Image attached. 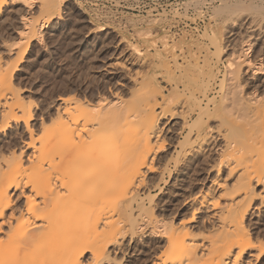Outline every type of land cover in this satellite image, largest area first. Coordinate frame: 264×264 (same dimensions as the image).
<instances>
[{
    "label": "bare ground",
    "instance_id": "obj_1",
    "mask_svg": "<svg viewBox=\"0 0 264 264\" xmlns=\"http://www.w3.org/2000/svg\"><path fill=\"white\" fill-rule=\"evenodd\" d=\"M4 1L0 0V9ZM13 1L22 2L30 7L33 4V0ZM39 2V8L48 15V19L51 16H61L60 8L65 0ZM261 17L260 19H263ZM23 20L25 26L20 34L36 35L32 30L36 19L26 16ZM256 20L251 19L250 23L259 19ZM259 21L258 25H262L263 21L260 23ZM252 24L250 30L247 29L251 32L249 36L247 35L249 39L236 44L233 42L231 52L225 55L227 70L220 79L221 89L218 87L215 90H222L220 96L217 92L212 95L207 88H204L205 91L201 96L203 98L196 101L194 104L196 106L191 110V113L194 112L193 115L189 113V116L185 115L183 106L187 100L185 103H183L185 99L176 100L182 96L177 89H174L175 94H171L174 95L172 98L170 95H165L166 92L160 87L152 88L154 86L151 87L147 83L150 78L143 77L142 84L146 83L151 88L148 87L149 89L146 90V87L145 93L141 92L142 95L139 92L142 87H138L140 94L137 90H132L138 96L135 97L133 93V99L129 102L127 99L125 101L122 100L124 98L117 99V97L107 102H105L107 99L100 102L101 99H98L99 103L93 102L89 111L90 107H85L87 104L84 105V102L79 100L71 102L70 97H65L66 99L63 98L61 101L68 103H64L63 108L60 105L62 108L60 110H64L61 112L59 107L55 114L58 119L53 116L57 119L56 122L54 118L53 120L50 118L54 123L49 119L46 124V120L41 119L39 124H36L32 123L35 113L33 114L29 101L27 103L18 91L16 92L15 89L12 91V87L9 86L11 95H7L8 98L3 97L6 100L4 111L0 113L1 117L9 119L7 124L10 121L17 123L16 125L21 127L19 130L27 134L29 139L22 143L17 155L12 153L6 156L3 155L5 152L0 153V264H136L137 259L146 254L143 248L136 249L138 243H143L146 237L159 238V241L158 246L151 250L153 257L150 261L144 259L145 262L147 261L145 263L141 260L145 264H193L203 257L204 262L201 261V264H238V260L248 252L250 258L257 259L262 255L264 240L260 241L258 236L259 242L254 241L257 235L251 233L245 221L247 213L251 210L249 208L252 201L257 195L261 199L259 204L264 206V156H262L264 87L261 89L260 83L259 86L255 84L252 91L245 87L250 85L251 80L264 75V63H262L264 59L256 63L254 61L257 58L252 60L248 55L253 49H251L254 40L252 38L255 37L254 35H259L258 39L264 38V29L259 28L260 25ZM235 32L237 31L231 33ZM219 36H216L215 40L210 39L214 41L215 51L220 57L226 47L222 45V34ZM227 45L232 43L227 42ZM157 53L159 61H162L161 52L157 50ZM261 53L264 52L261 50ZM2 62L0 59V63ZM2 65L0 64V67ZM211 66L209 64V75L213 73ZM244 70L250 75L247 78L250 82L246 83L244 77L242 79L240 71ZM7 77L6 73L0 72V83L11 85V80L10 78L7 80ZM206 79L205 85L208 86L211 84L210 78ZM172 80L176 83L184 82L183 78L175 77ZM192 95L194 96V93ZM63 114H69L74 125L69 121L67 124L66 119L64 124H60L62 121L60 117L62 118ZM240 118L246 123H238ZM257 120H259V126L257 124L256 127L258 132L254 133L257 131L253 129ZM252 122L254 123L251 124ZM48 123H52L53 126ZM66 124L69 126H64ZM249 124L254 126L251 127L253 130ZM47 125L52 129L48 128L50 130L45 132ZM37 129L40 130V137L35 136ZM173 131L185 136L184 140L191 141V145L184 149L185 154L188 153L190 156L192 154L194 156L195 150L197 153H202L199 155H205L207 151L218 154L221 150L224 151L223 149L232 148L233 145L234 150L228 151L234 153L229 152L227 154H230L229 158L227 156L226 159L223 152L224 158L217 157L211 165L216 173L214 171L215 175L211 177V174H208L212 168L208 170L207 176L204 177L208 179L210 185L205 184L207 189L205 188L199 196L193 193L187 194V191L180 196L176 193L173 202L170 200L169 204L161 200L162 185H159V191L153 193V188L157 185L154 184L156 176L150 175V172L158 170L155 163L163 160L159 157V152L166 145L165 137ZM24 160L29 162L27 163L30 164V168H27L28 165ZM111 160L114 165L117 163L113 169L110 166ZM179 161L178 159L175 162L178 172L172 180L174 185L177 183L182 188V176L186 171L180 167L182 164L180 165ZM224 167L230 171L229 175L235 173L231 185H226L227 182L220 179ZM164 169L161 170L162 173ZM56 171L58 176L54 178ZM148 176L154 178L152 187L147 183L148 178H151ZM191 185H187L189 189H192ZM258 186L260 189H257ZM217 187L223 188V194L219 192L217 196L213 194V197L211 195L208 199L210 192L214 193ZM217 197L227 200L223 207L213 212L216 215L213 219L212 214L204 212V203L208 202L217 208L219 205ZM181 202H185V206L191 208L190 216L186 214L187 217H184L186 219L182 217L180 219L182 213L178 207ZM209 228H212L210 233L212 235L207 238V244L196 239L199 230ZM195 230H198L197 235ZM203 235L205 237V233Z\"/></svg>",
    "mask_w": 264,
    "mask_h": 264
},
{
    "label": "rangeland",
    "instance_id": "obj_2",
    "mask_svg": "<svg viewBox=\"0 0 264 264\" xmlns=\"http://www.w3.org/2000/svg\"><path fill=\"white\" fill-rule=\"evenodd\" d=\"M39 1L41 0H33V4L30 7L26 6L22 2L19 3L13 0H5L2 3L0 9V56H3L2 58L0 57L1 62L3 61V65L2 63H0L2 65L0 67V72L6 73V76H8L7 80L8 78H10L11 80V85H9L8 83H0V113L2 114L1 111H4L3 108L5 107V98H8L9 96L7 95H11L10 91H13L15 89L16 92L18 91L20 93L23 99L25 98L24 100L26 102L29 101L30 105L32 106L31 108L33 110V114L35 113L32 119V123L36 124H39L41 119H45L46 124L51 119L53 120L54 117L58 119L57 115H55L57 112L56 109H58L60 105L62 107L68 103H65V101L62 102L63 98L65 100L67 97H70L71 102L72 100H79L81 102H84V105L87 104L85 107H90L88 108L89 110L92 109L93 102L97 104L105 99H107L105 100V102H107L112 101L114 100L113 98L117 97V99H127L129 102V100L133 99V93L135 97L138 96H136L135 92H133L135 90H137L138 92V87H142L140 88L141 90L139 89V92L141 93L142 91H144V89H146V87V90H148L152 87V85L154 86L152 88L160 87L166 92L165 95L170 96H172V93L175 94L176 90L174 89H177L178 92L182 93V96H179L178 98H176V100L183 101L185 99L183 103H185L187 100L186 104H184L183 106V108H186V110L184 108V111H186L185 115H188V113L189 115H193L194 112L191 113V110L192 108H194V106H196L194 105L196 104V101L201 100V98H203L201 96H203L202 92L205 91L204 88H207L210 93H212V95H215V93L217 92L218 96H220L219 93H221L222 91L220 90L221 85H219V83L221 82L220 79L224 77V74L227 70V61L225 60V55H228L231 52V47L234 45L233 42H235L236 44L244 40L246 41L247 39H249L247 35L249 36L251 34V32L249 31L250 24L253 23L252 25L259 26L260 24L258 25L257 23L259 20L264 22V0H222L219 4L215 5L212 11L210 21L199 32H194L190 29L187 30L186 27H183L181 24L183 23L182 19L175 20L174 17L166 15L155 16L152 14H128L123 24H118L115 22L112 23L109 22V19L107 20L106 18H102L97 14H91V0H65V2L62 3V6L60 8L62 17L51 16L50 19H48V15H45L39 8ZM178 1L182 2L183 6H185L189 3L190 0ZM237 14L239 16L241 14L242 15L239 17ZM26 16L31 17L33 20L36 19L34 21V27L32 29L36 34L34 36H32L31 34V36H28V33V35H24L23 33V35L25 36L24 37L22 34H20L22 33L21 30L25 26L23 24L25 23L23 19ZM183 17H186V20L188 19L190 21H193V18H188V16ZM260 17L263 19H260ZM251 19L259 20H256L257 22L252 21V23H250ZM240 22H242L244 25H241ZM244 22H248L250 24L248 25V23ZM263 22H261L262 25ZM234 23H239L240 25H233ZM262 25H260L259 28L261 27V29H264V26ZM185 26L189 25L185 24ZM234 30L237 32L232 34L231 32H234ZM221 34V39L223 42L222 45L224 44L223 46H225L226 48L220 54L219 57L215 51V43L212 40H215L216 36L220 37L219 35ZM230 34H232L233 36H230ZM206 35L209 37H207ZM254 36L255 37H253L252 39L257 41L255 42L254 40H252L253 46L251 47V49H255V52H253L252 49L251 51L253 53L250 51V54L248 55H250V58L252 57V60H255V58H257L254 62L260 63L264 59V53H261V50L262 52H264V38L259 37L258 39L257 37L259 35ZM21 38L23 39L21 40ZM210 38H212V40ZM230 39H232V41ZM212 42L214 44H211ZM227 42L229 44L232 43V45H227ZM157 50H159L161 52V55L163 56L162 61H159ZM6 51L9 52L7 53ZM256 52L258 54L257 56ZM260 54H262L263 56ZM143 59L146 60V62ZM208 63L210 64V66L212 65L211 67L213 70V73L210 75L208 73ZM262 63H264V61ZM241 69L243 70V67ZM242 72H244L245 74H242ZM240 73L242 75V79L244 77V79L247 80V78H249L250 76L245 72V70L240 71ZM259 76L260 77H258V79L251 80L249 86H245L246 88L248 87L247 89L249 91H252V89L255 88V84H258L259 86V83L261 89H263L262 87H264V75ZM143 77L150 78V81L147 83L148 85L150 84L151 87H149L146 83L142 84L141 79ZM173 77L183 78L184 82H173ZM208 77L210 78L211 84L207 86L205 85V80H207L206 78ZM245 82H250V79ZM9 86H11L13 89L11 88L10 90ZM208 87H210L211 90ZM218 87L220 89L215 91ZM139 92L138 94H140ZM193 93L194 96L192 95ZM4 96L5 98H3ZM173 97L174 95L172 96V98ZM98 99L101 100H99L98 102ZM59 102L62 103L60 104ZM179 105L180 104H178V106ZM61 107L59 108V110L63 108ZM181 107H179V109ZM63 110L60 111L62 112ZM157 112L158 111H156V113ZM1 114L0 126L2 125L3 127H0V153L3 154L5 152L3 155L6 156H10L12 155V153H15V155H17L19 154L20 149L23 145L22 143H24L25 140H28L29 136L23 133L22 130H19L21 129V127L17 126V123L14 124L13 121H10L7 124L9 119L7 117H1ZM63 115L62 118L59 116L62 120L60 124H64L67 121V124L70 123L71 125H74L72 123V117H70L69 114ZM57 119H55V122ZM64 119H66L65 122ZM52 120L50 122L54 123ZM243 120L240 118L238 123H244L245 121ZM257 121H254L256 125L254 122L251 123H254L255 127L253 125L250 126L251 124H249V127H254L253 129L255 130L256 127L259 126V120ZM52 123L50 124L52 125ZM67 124L64 126H69ZM49 125H47L45 132H48L50 130H48V128H51L53 126L50 125V127ZM37 130L35 136L40 137V130ZM257 132L258 130L254 133ZM168 134V136L165 137L166 145H164L165 147L163 148V150L159 152V157L163 159V164L161 165L162 162L158 163V161L157 163H155L157 166L156 169L160 171L154 170V172H150V175L152 174L153 176H156L155 179L153 178L155 180L154 184L156 183L158 185L157 186L155 184L156 186L155 188H153V193H156L157 190L159 191V185H162L163 188L160 194L161 200L163 201V203L165 201V203L170 204L171 202H173V198L174 195L176 196V193L179 194V196L181 194L184 195L187 192V194L193 193V195L195 194L199 196L201 192H204L205 188L207 189V187H205V184L210 185L208 179H205L208 170L210 168L213 169L209 170L208 175L211 174V177L214 176L216 173V170H214L211 165L214 164L217 157H225L226 159V157L228 156L227 158H229L230 154H227L229 152L232 154L234 153L232 152L234 150V145L232 146V148L223 149L227 153L222 150L220 151L221 153L218 152V154L214 151L206 152V148L205 152L207 154L205 153V155H199L202 153H197V151L195 150L194 156H192L193 154L190 156V154L188 153L185 154V150L187 149V147H189V145H191V141L189 142L184 140L185 136L183 137V135L176 134L174 133V131L169 132ZM178 139L179 142L182 139V142H180V144L178 142ZM263 141H261V143ZM218 142L220 143L221 140L219 139ZM262 144L264 146V143ZM179 145H181V147ZM237 147L240 146L237 145ZM175 149L178 150V152ZM222 152L226 156L223 154V157ZM258 156L260 157V155H257V157ZM262 156H264V153L262 154ZM186 157H189L191 160L189 158L187 159ZM178 159L180 160L178 163L180 165L182 164L180 167H183L184 171H186V173H184L182 176V188L180 187L181 185L177 183L174 185L173 182V178L178 172V169L175 167V162H177ZM114 160L115 158L113 159V161ZM24 162L28 165L27 168H30V164H28L29 162L27 160H24ZM187 163L189 164V166ZM115 165H117V163ZM115 165L114 162L110 163L112 169L113 167L115 168ZM160 166L162 168H160ZM163 169L164 172L162 173ZM229 172L230 171L227 167H224L221 172L220 179H222V181L225 180V182H227V184L225 183L226 185H231L234 182L235 173L233 175H231L230 173V176L228 174ZM157 173H162L164 177L162 176V174H160V178V175H157ZM55 175L56 176H53L54 178L58 176V173ZM227 176L228 178H226ZM152 177L148 178L149 181L147 180V183L151 185V187L154 186V184H151L153 181ZM189 184H192V189H189V187L187 186ZM257 189H260L259 186L257 187ZM222 190V187H217L214 190V193H211L212 191L210 192L209 197L207 196L208 199L211 197V195L213 197V194L215 196H217L219 192L223 194ZM155 198L157 199V196H155ZM218 198L219 197L216 198L217 202L219 203L217 208H214V206L209 204L208 202L204 203V212L206 211L205 213L210 215L212 214L211 216H213V219H215L214 217H216L213 212L218 211L221 206L223 207L225 201L227 200V198L223 197L219 199ZM259 198L260 196L258 195L254 198V200L252 201L253 203L249 208L251 210H249V213H247V216L245 218L246 224L248 225V229L252 231L251 233L254 232L253 234L256 233L257 235H255L257 238H254V241L256 242H259L257 241L259 237L260 241L264 240V206L259 204L261 200ZM184 203L185 202H181L178 207L182 213L180 219L187 217V215L190 216L191 214V208H189V206L186 207ZM194 232L195 235H197L196 232H198V230H195ZM211 232L212 228L206 230H199L198 234H202L201 236H203V238H201V236L199 235V237H195L196 239L198 238V240L203 241V243L207 244V238L209 237V235H212L210 234ZM204 233L205 237L203 235ZM158 241L159 238L155 237H146L144 238L143 243L138 241L139 246L136 247V249L142 250L143 248L146 254L140 257V259H137L138 261H136L135 263L141 264L142 261L145 262L144 259L150 261V259L153 257V253L151 252L153 251V248H156L155 246H158ZM260 256V258L258 257L257 259L256 257H254L255 259L250 258L248 252L246 255H244L243 258L238 260V264H264V253ZM203 258H201V260L198 259L197 261L193 262V264H201ZM143 262L142 264L146 263Z\"/></svg>",
    "mask_w": 264,
    "mask_h": 264
},
{
    "label": "built area",
    "instance_id": "obj_3",
    "mask_svg": "<svg viewBox=\"0 0 264 264\" xmlns=\"http://www.w3.org/2000/svg\"><path fill=\"white\" fill-rule=\"evenodd\" d=\"M221 1L190 0L187 5L183 6V3L178 0H91L90 6L91 14L109 19V22L112 23L123 24L128 14L166 15L174 17L175 20L182 19L183 27L199 32L210 21L213 8ZM183 16L193 18V21L186 20V17ZM185 24L189 26H185Z\"/></svg>",
    "mask_w": 264,
    "mask_h": 264
}]
</instances>
